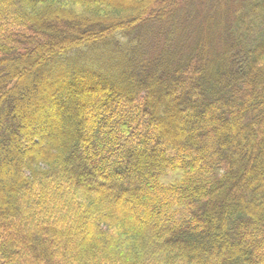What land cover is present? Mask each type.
<instances>
[{"label":"trees","instance_id":"1","mask_svg":"<svg viewBox=\"0 0 264 264\" xmlns=\"http://www.w3.org/2000/svg\"><path fill=\"white\" fill-rule=\"evenodd\" d=\"M0 264H264V0H0Z\"/></svg>","mask_w":264,"mask_h":264},{"label":"rangeland","instance_id":"2","mask_svg":"<svg viewBox=\"0 0 264 264\" xmlns=\"http://www.w3.org/2000/svg\"><path fill=\"white\" fill-rule=\"evenodd\" d=\"M88 50V49H87ZM91 51V50H90ZM68 56H69V54H68ZM3 181V180H2Z\"/></svg>","mask_w":264,"mask_h":264}]
</instances>
